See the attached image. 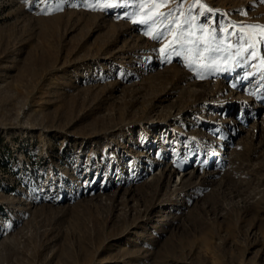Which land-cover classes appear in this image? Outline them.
I'll return each instance as SVG.
<instances>
[{
  "label": "rangeland",
  "instance_id": "1",
  "mask_svg": "<svg viewBox=\"0 0 264 264\" xmlns=\"http://www.w3.org/2000/svg\"><path fill=\"white\" fill-rule=\"evenodd\" d=\"M123 3L0 0V264H264L260 59L198 78Z\"/></svg>",
  "mask_w": 264,
  "mask_h": 264
},
{
  "label": "snow or ice",
  "instance_id": "2",
  "mask_svg": "<svg viewBox=\"0 0 264 264\" xmlns=\"http://www.w3.org/2000/svg\"><path fill=\"white\" fill-rule=\"evenodd\" d=\"M167 2L168 0H124L123 3L124 7H128L129 3L135 6L133 17L139 15L142 9L148 10L143 13V19L140 21L147 26L145 35L159 42L169 33H173L172 40L159 49L166 60L170 61L173 53L177 57L183 55L187 61L186 66L201 79L206 78L208 73L226 72L231 70L233 65L240 66L241 63L251 67L255 59H260L257 67L264 73V53L258 57L261 48H264V26L220 25L215 19L218 14L214 10H206L203 3L196 8L197 0H194L193 5L186 11L182 8L184 0H180L177 9L168 13L156 11L166 7ZM194 10L197 16L203 18V23L193 16ZM133 22L136 23L134 18ZM156 25H163V30H157L155 33L149 30ZM233 37H236L235 42ZM194 64L197 67H193Z\"/></svg>",
  "mask_w": 264,
  "mask_h": 264
}]
</instances>
